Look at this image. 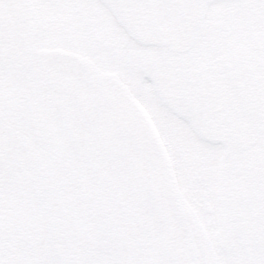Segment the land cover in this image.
Masks as SVG:
<instances>
[{
  "label": "snow or ice",
  "instance_id": "snow-or-ice-1",
  "mask_svg": "<svg viewBox=\"0 0 264 264\" xmlns=\"http://www.w3.org/2000/svg\"><path fill=\"white\" fill-rule=\"evenodd\" d=\"M0 264H264V0H0Z\"/></svg>",
  "mask_w": 264,
  "mask_h": 264
},
{
  "label": "rangeland",
  "instance_id": "rangeland-1",
  "mask_svg": "<svg viewBox=\"0 0 264 264\" xmlns=\"http://www.w3.org/2000/svg\"><path fill=\"white\" fill-rule=\"evenodd\" d=\"M216 16H217V17H222V16H223V13L217 12V13H216Z\"/></svg>",
  "mask_w": 264,
  "mask_h": 264
}]
</instances>
